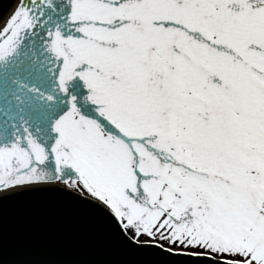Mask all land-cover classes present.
Instances as JSON below:
<instances>
[{
  "label": "snow or ice",
  "instance_id": "obj_1",
  "mask_svg": "<svg viewBox=\"0 0 264 264\" xmlns=\"http://www.w3.org/2000/svg\"><path fill=\"white\" fill-rule=\"evenodd\" d=\"M37 192L136 264H264V0H12L0 203Z\"/></svg>",
  "mask_w": 264,
  "mask_h": 264
},
{
  "label": "water",
  "instance_id": "obj_2",
  "mask_svg": "<svg viewBox=\"0 0 264 264\" xmlns=\"http://www.w3.org/2000/svg\"><path fill=\"white\" fill-rule=\"evenodd\" d=\"M12 0H0V16ZM83 206L37 192L0 203V264H136Z\"/></svg>",
  "mask_w": 264,
  "mask_h": 264
},
{
  "label": "bare ground",
  "instance_id": "obj_3",
  "mask_svg": "<svg viewBox=\"0 0 264 264\" xmlns=\"http://www.w3.org/2000/svg\"><path fill=\"white\" fill-rule=\"evenodd\" d=\"M6 15H7V11H6V13L3 15V17H5V18H6Z\"/></svg>",
  "mask_w": 264,
  "mask_h": 264
}]
</instances>
